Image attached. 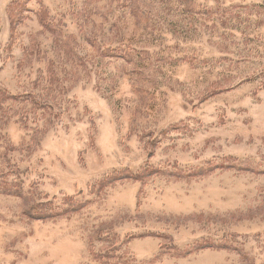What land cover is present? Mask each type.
<instances>
[{
	"label": "rangeland",
	"instance_id": "obj_1",
	"mask_svg": "<svg viewBox=\"0 0 264 264\" xmlns=\"http://www.w3.org/2000/svg\"><path fill=\"white\" fill-rule=\"evenodd\" d=\"M0 264H264V0H0Z\"/></svg>",
	"mask_w": 264,
	"mask_h": 264
}]
</instances>
